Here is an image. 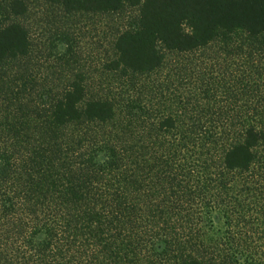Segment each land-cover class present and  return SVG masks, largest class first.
I'll use <instances>...</instances> for the list:
<instances>
[{
    "label": "trees",
    "instance_id": "16d2710c",
    "mask_svg": "<svg viewBox=\"0 0 264 264\" xmlns=\"http://www.w3.org/2000/svg\"><path fill=\"white\" fill-rule=\"evenodd\" d=\"M45 1L137 14L118 86L80 71L37 101L28 5L5 6L0 91L31 100L0 145V264H264V0Z\"/></svg>",
    "mask_w": 264,
    "mask_h": 264
},
{
    "label": "rangeland",
    "instance_id": "374dc122",
    "mask_svg": "<svg viewBox=\"0 0 264 264\" xmlns=\"http://www.w3.org/2000/svg\"><path fill=\"white\" fill-rule=\"evenodd\" d=\"M10 0H0V22H5L8 16L4 14V8ZM28 5V13L24 17L29 26L34 51L29 63V75L35 87L30 85L33 95L20 93L17 100L18 85L21 81L16 78L8 79L10 82L0 91V145L24 144L17 141L14 131L26 128L19 119L23 118L31 99L39 101L37 90H41L45 84L62 83L75 78L77 72L85 74L92 90L101 89L102 85L115 84L118 86V78L112 76L104 69L106 61L112 55L113 40L118 30L133 22L137 10L128 8L121 15L107 13L79 12L67 14L61 6L51 4L45 0H25ZM20 64L16 63V67ZM1 82V81H0ZM32 96L31 99L30 96ZM19 102H21L19 104ZM31 104V102H30ZM20 105V106H19ZM20 108V109H19ZM22 108V109H21ZM23 112H22V111ZM14 124L9 133V126ZM17 130V131H18ZM3 198L2 195H0Z\"/></svg>",
    "mask_w": 264,
    "mask_h": 264
}]
</instances>
